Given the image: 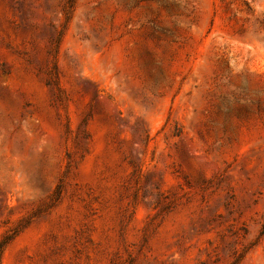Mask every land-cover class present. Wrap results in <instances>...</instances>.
I'll return each mask as SVG.
<instances>
[{"label":"rangeland","instance_id":"1","mask_svg":"<svg viewBox=\"0 0 264 264\" xmlns=\"http://www.w3.org/2000/svg\"><path fill=\"white\" fill-rule=\"evenodd\" d=\"M0 264H264V0H0Z\"/></svg>","mask_w":264,"mask_h":264},{"label":"trees","instance_id":"2","mask_svg":"<svg viewBox=\"0 0 264 264\" xmlns=\"http://www.w3.org/2000/svg\"><path fill=\"white\" fill-rule=\"evenodd\" d=\"M7 242H2L0 243V259L2 257V254L4 252V249H5V245H6Z\"/></svg>","mask_w":264,"mask_h":264}]
</instances>
